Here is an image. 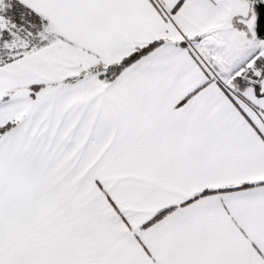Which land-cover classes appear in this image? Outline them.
Here are the masks:
<instances>
[{"label": "snow or ice", "instance_id": "6c2138e0", "mask_svg": "<svg viewBox=\"0 0 264 264\" xmlns=\"http://www.w3.org/2000/svg\"><path fill=\"white\" fill-rule=\"evenodd\" d=\"M0 264H264V0H0Z\"/></svg>", "mask_w": 264, "mask_h": 264}]
</instances>
